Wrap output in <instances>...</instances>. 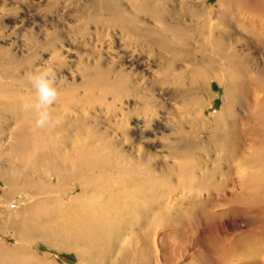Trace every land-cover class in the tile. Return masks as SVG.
<instances>
[{"label":"rangeland","instance_id":"374dc122","mask_svg":"<svg viewBox=\"0 0 264 264\" xmlns=\"http://www.w3.org/2000/svg\"><path fill=\"white\" fill-rule=\"evenodd\" d=\"M91 1L0 0V72L16 73L9 78L0 75V88L7 89V93L0 94V99L8 104L2 108L6 115L0 119L1 131L4 129L0 133V169L5 174L13 173L16 187L22 190L11 192L5 198L4 189L8 188L0 179V220L5 213L8 220L0 223V249L3 246L0 253L7 249L11 264H89L88 254L94 255L96 264H264V164L241 165L226 176L219 158L223 151H231L235 143L230 141L225 150L224 143L210 134L216 125L224 128L223 97L229 98L230 111L236 116L246 118L250 111L252 118L264 119V102L260 109L254 107L252 82L257 71H264V34L254 26L252 31L247 28L246 39L235 40L239 31L246 33L237 17L243 22L253 19L255 25L264 26V16L254 17L230 1L224 9L216 8L217 0H198L197 7L187 3L188 15L208 21V27L223 32L222 42L229 38L238 50L230 67L234 86L225 92L221 82L204 77L201 68L191 70L192 66L185 64L181 68L182 81L179 77L182 70L176 68L167 73L166 84L145 89L143 94L147 96L135 104L131 95L126 99L105 94L110 86L105 81H94L87 89L80 85L84 67L77 65L73 55L65 61L61 59V64L51 59L54 39L50 34L58 33L57 45L71 54L76 53L68 48L71 30L76 31L81 8ZM89 26L92 29L93 22ZM43 41H50V45L40 48ZM18 45L22 49L20 53L15 51ZM116 49L115 44L108 47L109 53ZM14 58L21 61L19 68ZM206 62L213 69L219 64L214 61L218 64L213 66ZM40 63L50 66L57 76L74 70L73 79L66 75L68 84L58 85L57 101L49 111L59 123L46 125L50 128L48 134L35 126V111L25 108L35 103L27 74L43 66ZM150 64L158 78H163L165 64ZM94 67L90 68L96 71ZM221 71L219 68L211 72L219 75ZM72 81L77 83L76 87ZM180 86L187 90L186 97L171 99L170 94ZM257 94L264 97V90L258 89ZM151 109L152 119L140 130L138 125L143 126L145 122L143 113ZM164 113L171 120L163 130L159 123L163 122ZM239 128L229 133L230 139L236 140ZM8 130L22 142L15 151L4 144L11 141L13 146L16 141L8 139ZM159 131L162 135L168 134V140ZM167 145L176 146L179 154L189 155L175 160L162 157ZM255 147L257 151H264V140ZM64 155L74 158L71 164L82 169L75 178L88 183L85 191L76 179L57 180L55 175L45 172L50 158H55L51 163L56 168L59 166L57 169H63V160L70 165ZM145 155V161L137 158ZM183 163L186 166L183 170L173 168ZM89 167L93 172L86 174L85 169ZM33 168L41 175L39 178L33 176ZM241 176L243 181L252 184L250 190H242L237 185V178ZM256 181L260 183L255 187ZM69 186L73 190L62 192L65 199L53 197L57 200L49 203L51 198L47 192ZM25 189L43 191L35 197L47 203L34 204L35 197ZM255 190L258 193L251 195ZM232 194L235 198L231 203ZM59 200L63 202L58 203ZM13 219L17 225L5 229ZM21 221L28 226L21 230L28 232L29 228L34 238L40 231L54 230L60 233L59 242L75 248L78 245L80 249L85 246L89 252L60 249L59 242L56 246L44 237L20 243L17 237Z\"/></svg>","mask_w":264,"mask_h":264},{"label":"bare ground","instance_id":"6f19581e","mask_svg":"<svg viewBox=\"0 0 264 264\" xmlns=\"http://www.w3.org/2000/svg\"><path fill=\"white\" fill-rule=\"evenodd\" d=\"M70 1L71 3L73 2V0ZM78 1L79 0H75L76 3ZM228 1L232 2L233 5L236 7L245 8L247 11H249L250 14H253L254 17L264 16V0H217L216 8L219 9L226 8L227 6L226 2ZM197 2L199 1L198 0H189V1L188 0H92L87 7L85 6L83 9L81 8L82 11H80L81 14L79 15L80 25L76 26L75 28L76 31L71 30L72 40H71V44L70 43L68 44L69 45L68 48H70V50L71 49L76 50V53L71 54L69 53V51L63 50L61 45L59 46L57 45L58 42L60 41V38L58 37L59 36L58 33L53 35L50 34L49 37L53 36L54 39L53 41L51 40V43H53L52 44L53 48H51L53 49L52 50L53 54L51 55V59L52 60L56 59L57 62L59 61V63L61 64L63 63L61 59H64L65 61L66 57L70 58L73 55L75 57V60L78 61L77 65L84 67L82 70L83 73L82 81L79 83L80 85L86 86L87 89L89 88L87 86H89L90 83L92 82L94 83V81H99V82L105 81L104 82L105 84H107L108 86L110 85L105 94H111L112 97L120 95L126 99L131 95L134 97L135 104H139L140 103L139 99H144L145 96H147L145 93L143 94L145 89H153L155 88L153 87L155 84H160V83L166 84L168 82L167 73L173 70L175 71L176 68L179 71H181L182 70L181 68L185 66V64L192 66L191 70L201 68L204 73V77L206 76V78L208 79L213 78L215 80H218L219 82L222 83L221 85L224 86L225 92H228V90L232 86H234L233 79L231 76V68L233 67L231 60L233 61L235 56H237L238 50L229 41L230 40L229 38L226 39L225 42H222L221 37L223 36V32L216 30L215 27L212 26L208 27L207 26V24H209L208 21L194 18L186 13L188 9H186L185 5L187 3H190L192 6L197 7L198 6ZM210 13L208 15H210ZM237 20L240 23L242 22L243 27L241 24L240 25L243 29H246V33L244 34L243 32L239 31L238 36L235 37L236 41L246 39L247 32L249 33V30L247 28H250L252 31L254 26H256L257 32L264 34V26L255 25V23H253V19L252 20L247 19L248 21L243 22L240 21V17L239 18L237 17ZM91 22H93L94 24L92 28L93 30L89 29L91 28L89 26ZM207 27L210 30H207L206 29ZM213 28H215V30H213ZM49 42L50 41L44 43L43 41L42 43L39 44V47L42 48V46H47L48 44L50 45ZM37 43H39V41ZM112 44H115V46H117V49L115 50V52L109 53L108 47H110ZM58 47L60 48V50H58ZM15 51L16 52L19 51L20 53L22 52V49L18 45ZM151 59L156 60V62H153ZM14 60L16 61L18 60V58L17 59L14 58ZM206 61L211 62L213 66H216L218 64L215 63L214 61H218L219 64L216 68L213 69L212 67L208 66ZM48 62L52 63L49 59ZM150 63L153 64L157 63L160 65L165 64L167 70L163 75V78L162 77L158 78L156 70L151 68ZM19 64H21V61L17 62V68H19L20 66ZM40 65L45 66L44 63H40ZM92 66H95L94 68L96 69V71L90 68ZM219 68L222 70L219 75L214 72H211L213 70L217 71V69ZM207 71L211 73H209L208 75ZM29 73L30 72H28V74ZM227 73H230V75H228ZM15 74H16L15 72H12L10 73V75L9 73L7 75H3L0 72V75L7 78L16 76ZM180 74H181L179 75V77L181 78L180 81H182L184 74L183 70L180 72ZM66 75L69 78L73 79L74 70L71 69L61 75L58 74L57 78H58L59 86L65 85L64 82L67 79ZM2 76H1V80L4 79ZM252 82L255 87L254 107L260 109L261 104L264 102V97L263 96L261 97L258 94L256 95V92L258 89H260V91L264 90V71L263 72L261 70L257 71L252 78ZM71 84H74L75 87L77 86L76 85L77 83H74V81H72ZM186 91L187 90L183 86L182 87L180 86L177 91L170 94L171 99H173L175 96H182V95L186 97L185 94L187 93ZM2 93H7V89L0 88V94ZM91 93L93 92L92 91L87 92V95L89 94L91 95ZM226 95L227 93H225V96ZM223 98L225 99V104L223 106L225 112L222 115L224 119V128H222L219 125H216L213 128V130L210 132V134L217 137L215 139L216 141L221 140L224 143L225 150H226V146L230 144V141L232 143H235L231 151L227 153L226 151H223L224 154L221 156V158H219L220 163H222L223 166L225 167V175L230 176L231 172L233 171L232 169L235 167H240L241 165H250V164L256 165V163L264 164V151L262 149H259L260 151H257L256 150L257 147H255L258 144H263L264 119L252 118V113H250V111L247 113V115H245L246 118H243L241 115H239L240 117L236 116L230 111V109L232 108L230 107L231 105L229 103V98L227 97H223ZM7 106L8 104L4 102L3 99H0V119L4 118V116L6 115L5 111L2 108ZM133 108L134 106L130 107V110L132 111ZM141 112H143L142 108H140L139 110V113ZM143 115L145 122L143 126L138 125L140 130H143V128H145L144 127L145 123L148 124L150 122V120L148 119H152L151 117L154 114L151 109L150 111L144 112ZM163 115H164L163 116L164 120L163 122H160L159 124L161 123L162 124L158 126L164 130V128L168 126L167 124L169 123L171 118L166 113H164ZM238 126H240L239 128L240 135L239 134L235 135L236 140L234 141L233 139H230L231 138L230 135L232 134L229 133L233 132V130H235ZM1 128L2 125H0V133L4 130L3 129L1 131ZM43 129H45L46 131L45 134L49 133L50 130L49 127L45 126ZM159 133L161 134V136H163V139L165 136V138L168 140L169 138V136H167L168 134L162 135V132L160 131ZM13 138H15L16 140L13 146L11 141H7L4 144L6 145L7 148L11 147L10 150L15 151L20 147V144H22V142L17 137V134H14L13 131L8 130V139H13ZM192 147L195 146L193 145ZM213 147L216 151H219L218 148L212 144V148ZM220 148H223V146H221ZM83 149L84 148L80 150L84 151ZM206 151H208V148L206 149ZM188 155L189 154H179L178 152H176V146L170 148V145H167V150H165V153L162 155V157L168 156L172 160H175L180 156L184 158ZM202 155L205 157V154L202 153ZM146 156L147 155L137 156V158L141 161H145ZM63 158L70 161V165L69 164L67 165L66 164L67 161L63 160V169H57L59 166L56 168L55 163H51L54 161L55 158H50L52 160L48 161L49 163L45 166L46 167L45 172L51 176L55 175L57 177V180L59 178L63 180L64 179L66 180L67 178H72L75 180L76 179L75 176L79 175L82 169L80 167L78 168V166L71 164L74 158L67 157L65 155L63 156ZM43 161L44 160L41 161V165L43 164ZM90 167L92 168V165ZM90 167L85 169L86 174L93 172V170ZM185 167L186 166L183 163V164H177L173 168H176L177 170H183V168ZM132 168L135 170V167ZM16 170H18V168H16ZM32 170H33V176H37L38 178L41 176V175L40 176L37 175L36 170L34 168ZM5 172L6 171L0 169V179L5 183L6 187L8 188V190L4 189V196L5 198H8L11 192H21L22 190L20 191L19 190L20 188L18 189L16 187L14 177L12 176L13 173L5 174ZM76 180L80 185H82V190L85 191L84 188L88 186V183L81 181L80 177L77 178ZM250 180L254 181L251 177ZM247 182L250 181H245V180L243 181L242 176L237 178V185L242 190L251 189L252 184ZM259 183L260 182L256 181V183L253 184L256 187V185H258ZM69 190H73V187L69 186L66 187V189L63 187L58 189L54 193L47 192L48 197L51 198L48 199L49 203L53 202V200H57L58 199L57 197H60L59 199L61 198L65 199V196L62 195L63 194L62 192ZM40 192L43 191L41 190L37 191L34 189L31 191H26V193H29L33 197H35V195L39 194ZM257 193L258 190H255L251 192V195H256ZM53 197H56L57 199ZM234 198L235 196L233 194L230 195L231 203H232L231 199ZM39 200L41 199L40 198L37 199V197H35L34 204L39 202ZM42 202L47 203V201H42ZM42 202H39L38 204L40 203L42 204ZM62 202H63L62 200H59L58 203H62ZM66 203L67 202H65V204ZM67 205L68 204H66V206ZM6 214L7 213L3 214L0 223L8 222L6 218L7 216L6 217L4 216ZM15 221H16L15 219H13L12 221L10 220V222L6 225L5 229H9L10 227H14L15 225H17V222ZM26 226L27 224L24 223V221L18 222V231L20 232V234L17 238L19 239V242L22 240L26 241L27 243H29L30 241L34 242L36 238L40 239L44 237L46 238L45 239L46 242H50L53 245L56 244L57 246L59 242L58 241V236L60 235L59 232L56 233L54 230L40 231V233H36L35 235L36 238H34V233L31 230H29V228H28V232L21 230L22 227H23L22 229H24ZM126 230L128 229L126 228ZM66 240H68L67 236H66ZM76 247L77 248L65 242L63 243L59 242L57 246V248L60 249H68V250L79 249L80 253L89 252L88 249L84 248L85 246L82 249H80L78 245ZM7 252L8 250L4 249V251L0 253V264H11L10 260L7 259V256L9 254V253L7 254ZM88 256L91 259L89 264H96L94 262V255L88 254Z\"/></svg>","mask_w":264,"mask_h":264},{"label":"clouds","instance_id":"9594fccd","mask_svg":"<svg viewBox=\"0 0 264 264\" xmlns=\"http://www.w3.org/2000/svg\"><path fill=\"white\" fill-rule=\"evenodd\" d=\"M28 81L35 93V103L25 105L31 107L36 113L35 126L44 128L46 125L57 124L49 108L58 98V78L50 66H39L28 74Z\"/></svg>","mask_w":264,"mask_h":264}]
</instances>
